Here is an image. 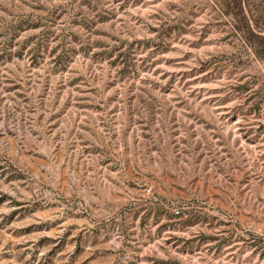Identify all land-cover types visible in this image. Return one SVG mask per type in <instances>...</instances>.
<instances>
[{
  "label": "rangeland",
  "instance_id": "rangeland-1",
  "mask_svg": "<svg viewBox=\"0 0 264 264\" xmlns=\"http://www.w3.org/2000/svg\"><path fill=\"white\" fill-rule=\"evenodd\" d=\"M216 0H0V264H264V64Z\"/></svg>",
  "mask_w": 264,
  "mask_h": 264
},
{
  "label": "trees",
  "instance_id": "trees-1",
  "mask_svg": "<svg viewBox=\"0 0 264 264\" xmlns=\"http://www.w3.org/2000/svg\"><path fill=\"white\" fill-rule=\"evenodd\" d=\"M230 28L264 64V0H216Z\"/></svg>",
  "mask_w": 264,
  "mask_h": 264
}]
</instances>
